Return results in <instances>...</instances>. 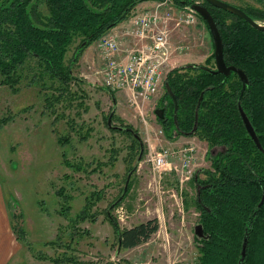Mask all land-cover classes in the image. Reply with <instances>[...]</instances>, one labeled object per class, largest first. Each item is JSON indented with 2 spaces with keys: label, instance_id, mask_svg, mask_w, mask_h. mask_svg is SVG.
I'll return each mask as SVG.
<instances>
[{
  "label": "rangeland",
  "instance_id": "obj_1",
  "mask_svg": "<svg viewBox=\"0 0 264 264\" xmlns=\"http://www.w3.org/2000/svg\"><path fill=\"white\" fill-rule=\"evenodd\" d=\"M222 1L263 9L254 0ZM157 5L141 13L152 11ZM187 7L179 10L175 2L163 6L165 13L171 14L170 20L168 17L163 22H178ZM37 10L47 14L40 2ZM172 10L179 15L173 16ZM197 18L196 25L200 23L207 29L199 15ZM123 25L118 30L131 23ZM178 30L172 29L171 46L181 45L187 50L173 58L165 76L171 69L203 65L214 52L198 37L193 38L197 42L193 48L185 43L190 37ZM101 39L93 44L96 48ZM78 43L76 40L71 45L66 62L74 76L83 81L79 89L86 95L83 104L88 112L78 106L80 101L75 98L48 108L40 87L28 86L23 80L18 93H13L1 85L0 78V120L6 121L0 124V196L4 204H0V209L7 216L6 202L12 226L18 225L25 232H19V250L12 264H56V260L60 264H199L195 244L199 213L194 206L197 182L193 176L181 184L180 176L173 172L160 175L155 171L162 169L152 165L151 159L164 148L179 150L193 143L198 151L195 174L199 173L198 180H204L217 153L210 154L208 144L197 137L174 141L166 138L157 115L163 84L159 93L145 102L133 101L128 93L112 92L91 75L87 66L90 63L94 69L100 68L96 48L87 51L78 64L71 63ZM126 126L134 130L140 145L121 132ZM59 138H67L68 142L60 144ZM65 158L74 168L65 166ZM96 191L101 192L102 200L89 211L96 219L92 222L88 214V220L82 221L79 214ZM110 213L121 230L154 219L158 220L159 230L147 243L122 250L107 219ZM0 227L3 228V217ZM0 233L3 247L7 235Z\"/></svg>",
  "mask_w": 264,
  "mask_h": 264
},
{
  "label": "trees",
  "instance_id": "obj_2",
  "mask_svg": "<svg viewBox=\"0 0 264 264\" xmlns=\"http://www.w3.org/2000/svg\"><path fill=\"white\" fill-rule=\"evenodd\" d=\"M147 1L162 0H0L1 85L18 93V86L26 80L28 86L40 87L48 108L75 98L88 112L83 104L86 95L79 89L83 81L74 76L66 62L71 45L79 40L71 59L76 65L89 47L129 20L137 6ZM196 1L173 0L179 9L193 7ZM201 1L218 26L226 65L242 70L248 82L237 73L227 77L217 72L214 47L205 64L182 66L167 74L158 120L170 141L197 137L208 144L210 154L217 149L212 168L205 171L206 179L198 180L199 173L194 175L198 186L194 201L199 213L197 226L202 228V233L195 236L199 264H264V32ZM254 1L263 9L236 7L253 20L264 22V0ZM38 2L46 7L47 14L38 12ZM48 91L51 95L46 94ZM240 108L261 148L248 133ZM5 123L0 120V124ZM121 132L140 145L131 126ZM58 141L64 144L68 139ZM64 164L74 168L66 158ZM101 200V192L93 193L79 218L86 221L89 214L94 222L96 216L89 211ZM107 219L122 250L147 243L159 230L157 219L124 230L111 213ZM17 226L12 229L20 242L19 232H25ZM246 237L248 247L242 258ZM55 263L60 264L58 260Z\"/></svg>",
  "mask_w": 264,
  "mask_h": 264
},
{
  "label": "built area",
  "instance_id": "obj_3",
  "mask_svg": "<svg viewBox=\"0 0 264 264\" xmlns=\"http://www.w3.org/2000/svg\"><path fill=\"white\" fill-rule=\"evenodd\" d=\"M170 2L173 1H159L157 3L158 8L165 6ZM201 3L202 1L198 0L195 2V5H201ZM182 13L186 14L187 17L183 19L182 22H177L176 27L181 29L186 26H193L195 18L198 15L194 10V7L188 6ZM130 22L134 26L133 31L112 29L102 37V40L96 48L100 60L99 70L91 67L89 63L87 66H89L91 75L99 78L110 91L128 93L132 95L131 97L133 101L140 99L143 102L150 101L155 97L153 92L156 89H159L161 85L159 84V78L165 76L166 62L172 63L175 56L183 54L187 49L181 45L172 47L171 33L168 30H163L162 35L155 40H152L147 35L140 36L137 32H146L157 27L159 24L164 23L162 22V16L159 13V9L136 16L131 19ZM123 36H128L136 40L134 42L135 49L127 50L124 53L115 49L116 46L120 45ZM82 75L88 78L85 73ZM143 87L146 88L147 92L141 91V88ZM176 151L196 152V147L191 144L190 146L183 147L179 150L164 148L155 156L170 158V166L165 167L164 170L155 172L160 175L165 172H174L180 176L181 184H183L195 175L196 159L176 153ZM151 162L152 165L156 164L153 161Z\"/></svg>",
  "mask_w": 264,
  "mask_h": 264
},
{
  "label": "crops",
  "instance_id": "obj_4",
  "mask_svg": "<svg viewBox=\"0 0 264 264\" xmlns=\"http://www.w3.org/2000/svg\"><path fill=\"white\" fill-rule=\"evenodd\" d=\"M158 2H144L142 4H140L139 6H137L136 10L134 11L133 13V16L121 23L119 26L117 27H120V26H124L123 24L124 23H127V22H130L131 19H133L134 17L136 16H139L143 13H141L142 10L146 9V8H150L152 7L153 5L157 4ZM136 13L138 15H136ZM141 13V14H139ZM176 23L177 22H164L161 24V27L163 28V30H168L170 33H172V29L175 28V29H179L176 27ZM114 28V30H118V28ZM173 27V28H172ZM119 30H125V29H119ZM181 34H186L187 36L190 37V39L188 41H186L185 43H188L190 44L193 48L196 46L193 38L194 37H198L201 41L202 44H207V47L211 50L214 48V43H213V40L211 38V36L209 37L208 36V31L207 29H205L203 27V25L201 26V24L199 23L198 25H193V26H189V29L187 28H181L178 30ZM122 32V31H120ZM201 36V37H199ZM211 38V39H210ZM122 43L124 46V49H128L129 47H134V42L136 41L135 39L131 38V37H128V36H123L122 37ZM199 45V44H198ZM96 47L94 45H92L91 47H89L85 52L84 54L82 55V57L87 53V51L89 52H92L93 49H95ZM87 61H93V60H90L89 58H87ZM90 64V63H89ZM185 140H194L196 139L195 137H189V138H183ZM180 140H178L177 142H179ZM169 142V141H168ZM170 144H175L176 142H169ZM0 189L2 190L1 186H0ZM0 204L1 206H3V199L1 198L0 196ZM5 207H6V211H7V216L3 214L2 210L0 209V219H2L3 217V228L0 227V231H3L5 235H7L5 238H4V245L3 247L1 246V243H2V235L0 233V264H12L13 260L15 259V255L18 254V250H19V242L13 232V229H12V222H11V216H10V212H9V208H8V205L6 204L5 202ZM11 231V234H9ZM10 241H11V244H10ZM6 243H7V246H6Z\"/></svg>",
  "mask_w": 264,
  "mask_h": 264
},
{
  "label": "water",
  "instance_id": "obj_5",
  "mask_svg": "<svg viewBox=\"0 0 264 264\" xmlns=\"http://www.w3.org/2000/svg\"><path fill=\"white\" fill-rule=\"evenodd\" d=\"M208 4L212 5L213 7H216L218 9L227 11L231 13L232 15H235L236 17L241 18L242 20L246 21L252 28L264 32V25H261L260 23L256 22L253 20L245 11H243L241 8L236 7L234 5H231L227 2H224L222 0H205ZM194 10L197 12V14L204 19V21L207 23L214 47H215V54H216V68L217 72L220 74H223L225 76H230L232 73H237L240 77V79L243 82H248V78L246 77L245 73L235 67H228L225 62H224V55H223V42L221 38V34L219 32L218 26L208 11V9L202 5H194ZM241 115L243 122L248 129L249 133L253 137L254 140H256V143H258V139L256 138V134L253 130V127L251 125V122L249 121L247 115L244 113V111L240 108ZM162 112H158V115L161 116ZM260 147V145H259ZM261 148V147H260ZM199 232L196 233V235H200L202 233V228L200 226H197V229ZM247 247H248V239L247 237L244 240L243 248H242V258H245L246 252H247Z\"/></svg>",
  "mask_w": 264,
  "mask_h": 264
},
{
  "label": "bare ground",
  "instance_id": "obj_6",
  "mask_svg": "<svg viewBox=\"0 0 264 264\" xmlns=\"http://www.w3.org/2000/svg\"><path fill=\"white\" fill-rule=\"evenodd\" d=\"M206 2V1H205ZM156 9H159V13H160V15L162 16V22L165 20V19H167L168 17H169V19L168 20H170V17H171V14L170 13H165V8H163V7H160V8H158V5L155 7V9L154 10H152V11H155ZM184 9H186V8H184ZM145 13H147V12H145ZM144 13V14H145ZM172 15L174 16V15H179V12L177 11V10H172ZM141 15H143V14H141ZM140 16V15H139ZM187 17V15L186 14H180L179 15V17H178V22H182V20L183 19H185ZM202 18V17H201ZM203 19V18H202ZM167 20V21H168ZM204 20V19H203ZM197 21H198V18L196 17L195 18V22L193 23V25H196L197 24ZM257 22V21H256ZM131 23V22H130ZM259 23V22H258ZM207 24V23H206ZM208 26V25H207ZM209 28V27H208ZM125 30H130V31H133L134 30V26L132 25V23H131V25L129 26V27H126L125 28ZM210 30V29H209ZM139 34H140V36H143V35H147V36H149V38H151L152 40H155V39H157L160 35H162V33H163V28L161 27V24H159L157 27H154V28H152L151 30H149V31H146V32H139V31H137ZM102 40V39H101ZM99 45V44H98ZM115 49L116 50H118V51H120L121 53H124L125 51H127V50H133V49H124V45H123V43H122V41H120V45H118V46H116L115 47ZM135 49V48H134ZM224 62H225V60H224ZM167 63V66H166V68H168L169 67V65H171V63L170 62H166ZM226 64V63H225ZM236 68V67H235ZM165 78H166V76H162L161 78H159V84H161L160 85V87H159V89L161 88V86H162V84H163V82H164V80H165ZM159 89H156L154 92H153V95H157L158 93H159ZM141 91L142 92H147V90H146V88H141ZM154 98V97H153ZM152 98V99H153ZM252 125V124H251ZM246 127V126H245ZM253 127V126H252ZM247 129V128H246ZM253 130H254V128H253ZM247 131H248V129H247ZM255 132V131H254ZM248 133H249V131H248ZM250 134V133H249ZM256 134V133H255ZM250 136H251V134H250ZM252 137V136H251ZM256 138L258 139V137H257V135H256ZM252 139H253V137H252ZM254 140V139H253ZM255 141V143H256V140H254ZM258 143H259V141H258ZM189 145H186V146H184V147H188V146H190L191 144H193V143H188ZM257 144V143H256ZM195 147H196V145L195 144H193ZM258 145V144H257ZM260 145V144H259ZM258 145V146H259ZM261 147V146H260ZM176 153H179V154H183V155H186V156H189V157H192V158H195L196 159V161L198 160V151H197V147H196V152H190V151H178V152H176ZM151 161H153L154 163H156V164H154V166L157 168V169H162V170H164L165 169V167H169L170 166V162H171V159L170 158H167V157H162V156H154L153 158H152V160ZM196 166H197V163H196ZM174 173V172H173ZM191 179V178H190Z\"/></svg>",
  "mask_w": 264,
  "mask_h": 264
},
{
  "label": "flooded vegetation",
  "instance_id": "obj_7",
  "mask_svg": "<svg viewBox=\"0 0 264 264\" xmlns=\"http://www.w3.org/2000/svg\"><path fill=\"white\" fill-rule=\"evenodd\" d=\"M217 152V149L215 150V153Z\"/></svg>",
  "mask_w": 264,
  "mask_h": 264
}]
</instances>
